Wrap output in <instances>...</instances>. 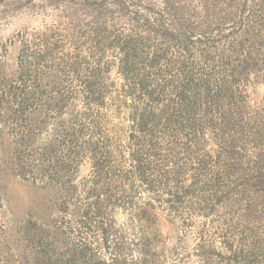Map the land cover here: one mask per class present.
Segmentation results:
<instances>
[{
	"label": "trees",
	"instance_id": "16d2710c",
	"mask_svg": "<svg viewBox=\"0 0 264 264\" xmlns=\"http://www.w3.org/2000/svg\"><path fill=\"white\" fill-rule=\"evenodd\" d=\"M1 4L42 18L0 39V150L56 211L0 264H264V0Z\"/></svg>",
	"mask_w": 264,
	"mask_h": 264
},
{
	"label": "rangeland",
	"instance_id": "374dc122",
	"mask_svg": "<svg viewBox=\"0 0 264 264\" xmlns=\"http://www.w3.org/2000/svg\"><path fill=\"white\" fill-rule=\"evenodd\" d=\"M0 8H4V5L1 4ZM40 18L24 10H17L12 17L4 15L0 18V39L4 41L20 23L39 24ZM10 48L13 55L14 47ZM10 149L5 140L0 150V223L7 225L9 230H17L21 220L27 216L36 219L38 215L55 213L56 197L49 189L32 185L15 175ZM161 229L164 235L175 236L176 231L165 221H162Z\"/></svg>",
	"mask_w": 264,
	"mask_h": 264
}]
</instances>
